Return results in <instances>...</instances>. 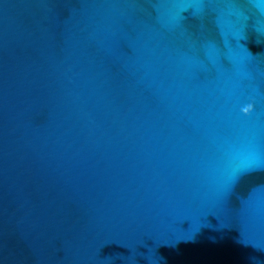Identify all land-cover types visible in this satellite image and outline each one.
Segmentation results:
<instances>
[{"label": "water", "instance_id": "obj_1", "mask_svg": "<svg viewBox=\"0 0 264 264\" xmlns=\"http://www.w3.org/2000/svg\"><path fill=\"white\" fill-rule=\"evenodd\" d=\"M0 264H264V0H0Z\"/></svg>", "mask_w": 264, "mask_h": 264}, {"label": "clouds", "instance_id": "obj_2", "mask_svg": "<svg viewBox=\"0 0 264 264\" xmlns=\"http://www.w3.org/2000/svg\"><path fill=\"white\" fill-rule=\"evenodd\" d=\"M252 111H253V109H252L251 105L243 108V112L245 115H249Z\"/></svg>", "mask_w": 264, "mask_h": 264}]
</instances>
